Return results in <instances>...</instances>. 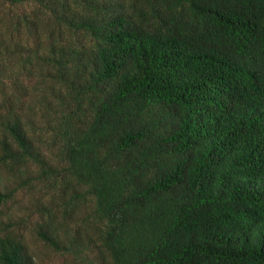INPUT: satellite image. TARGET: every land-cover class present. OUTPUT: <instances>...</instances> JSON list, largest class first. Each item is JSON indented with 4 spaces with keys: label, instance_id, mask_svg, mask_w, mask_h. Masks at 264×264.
Instances as JSON below:
<instances>
[{
    "label": "trees",
    "instance_id": "trees-1",
    "mask_svg": "<svg viewBox=\"0 0 264 264\" xmlns=\"http://www.w3.org/2000/svg\"><path fill=\"white\" fill-rule=\"evenodd\" d=\"M0 168L58 254L264 264V0H0Z\"/></svg>",
    "mask_w": 264,
    "mask_h": 264
},
{
    "label": "rangeland",
    "instance_id": "rangeland-1",
    "mask_svg": "<svg viewBox=\"0 0 264 264\" xmlns=\"http://www.w3.org/2000/svg\"><path fill=\"white\" fill-rule=\"evenodd\" d=\"M6 66V71L10 76H13V74L17 72L20 67L19 64H15L12 61ZM39 70L40 69L38 67L34 68L33 74L39 76ZM26 84L27 81L24 82V85ZM31 89L32 88H30L28 92L32 95L27 98L29 100V102L27 101L29 106L35 102L36 96H39L38 93H35L34 91L32 92ZM24 117L25 120H29L30 118L37 119L34 118L35 116L31 115V111L25 113ZM28 169L35 175L38 173L37 168L33 164H31ZM10 175L11 174L6 169L0 168V190H4L6 187L12 186L11 178H9ZM42 194L43 192L41 191V186H32L20 190L15 195L14 200L0 207V222L3 220L7 221L9 218L14 222L23 221L24 224H22L20 228H17V230L23 234L29 251L35 258L37 264H91L90 261L80 260L72 255L58 254L42 241L37 239L33 229L37 220L35 215H33V211L36 204L40 201H45L40 198Z\"/></svg>",
    "mask_w": 264,
    "mask_h": 264
}]
</instances>
